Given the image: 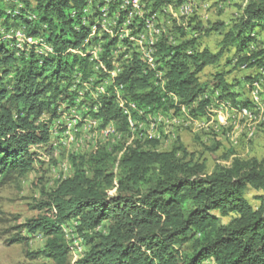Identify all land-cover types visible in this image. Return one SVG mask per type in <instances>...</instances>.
Instances as JSON below:
<instances>
[{"label":"trees","instance_id":"trees-1","mask_svg":"<svg viewBox=\"0 0 264 264\" xmlns=\"http://www.w3.org/2000/svg\"><path fill=\"white\" fill-rule=\"evenodd\" d=\"M182 1L142 0L145 17L158 13L161 20L168 6ZM99 4L0 0V189L31 171L43 147L54 148V127L75 107L104 128L115 123L123 132L147 116L186 110L192 119H201L211 118L213 106L221 103L237 111L256 107L252 100H238L240 93L233 89L240 83L227 74L254 69L243 80L251 89L260 82L264 0H250L230 23H212L208 29L190 19L175 25L171 34L162 32L154 45L153 69L134 50L106 90L93 98L82 94L85 83L95 88L109 77L113 50L121 42L130 46L129 38L105 34L99 60L108 68L95 71L85 41L92 32L89 10L98 11ZM114 8L110 4V12ZM130 9L119 7V26ZM85 17L90 22L84 23ZM145 17L135 16L128 24L133 34L143 29ZM14 27L21 28L24 40L5 38L4 32ZM212 32L221 37L216 50L202 40ZM127 54L121 52L119 59ZM211 65L222 70L204 80ZM231 65L232 70H225ZM62 124L57 125L59 137L67 131ZM158 144L154 138L136 140L115 152L101 147L81 158L74 174L41 204L50 214L24 226L48 238L45 249L34 254L68 264L75 246L63 234L73 221L87 246L77 264H264V194L256 196L258 206L246 197L249 186L264 193V161L235 156L230 165H217L209 173L206 162L187 158L185 146L161 151ZM24 240L17 236L14 242Z\"/></svg>","mask_w":264,"mask_h":264},{"label":"rangeland","instance_id":"rangeland-1","mask_svg":"<svg viewBox=\"0 0 264 264\" xmlns=\"http://www.w3.org/2000/svg\"><path fill=\"white\" fill-rule=\"evenodd\" d=\"M249 1L183 0L178 5L168 6L160 20L158 13L145 17L146 11L142 0H99V10H94L91 17L92 25H95L92 29L97 30L98 38H103L105 34L110 36L118 34L120 38H129L130 43L129 46L121 42L118 48L113 50V61H119L116 74L110 72L109 77L100 84H105L106 90L112 79L121 72L123 61L128 62L134 50L153 69L156 66L153 62L154 45L162 32L171 34L175 30V25H185L190 19L202 22L208 29L211 28L212 23H230ZM110 4L115 6L111 12ZM126 5L131 6V12L127 15L130 20L119 26V7L124 8ZM135 16L145 17V25L137 34H133L128 28V24L134 20ZM105 17L106 20L102 19ZM172 25L173 29H171ZM118 28H120L119 31ZM4 34L7 36L5 38L12 43L16 42V39L22 41L24 36L21 28L18 27H14L9 32L5 31ZM189 34L196 33L189 31ZM220 38L219 33L212 32L211 35H204L202 40L216 50ZM260 38H264V32L260 33ZM93 43L99 44L100 41ZM95 44L92 45L95 46ZM125 49L128 54L120 60V53L126 52ZM87 54L90 53L87 52ZM96 58V62L93 61L94 65L105 67V64L98 59L99 56ZM232 68L233 65L225 70L230 71ZM103 69L105 68H98L95 71L100 73ZM217 70L222 68L215 65L208 66L202 78L206 80ZM96 72L95 78H97ZM255 73L254 69L242 68L227 74L230 81L240 83L233 89L240 93L238 100L249 99L256 103V107L251 113L248 111V114L243 110L237 111L230 103L227 105L221 103L219 107L213 106L214 115L211 118L192 119L186 110L178 115L170 112L168 115L147 116L144 120L136 119L137 121L132 122L134 126L131 124L127 132L120 131L115 123H111L112 134H106L104 132L106 129L99 120L84 117L76 107L71 113H66L61 121L66 125L67 134L63 133L59 137L55 133L51 143L54 148L51 149L52 147L48 145L43 147L41 157L31 171L24 177H15L0 189V264H55L52 258L34 254L36 251L45 249L48 238L40 232H29L24 226L35 218L50 214L45 208L44 210L40 208L41 204L49 200L52 190L63 179L74 174V169L80 167L81 158L88 157L98 148L102 147L109 152H115L117 148L136 140L144 142L152 138L159 140L158 150L161 151L172 150L181 144L185 146L188 159L206 162L209 173L213 172L217 165H230L235 156L244 159L255 157L264 161V73H261L260 82L255 83L253 89L249 86V82L243 80L246 75ZM100 84L92 88L90 83H85L84 91L81 92L82 94L89 92L93 98H97L101 92ZM56 130L58 127H54L53 134ZM179 154L183 156L182 151ZM260 194L264 193L250 186L247 187L246 197L253 206L260 204L256 199V196ZM229 220L230 217L223 218L225 223ZM76 226L77 223L73 221L67 223L63 234V239L73 244L76 249L71 251L68 264H77L87 250L84 240L77 234ZM17 236L25 237L26 240L23 243H15Z\"/></svg>","mask_w":264,"mask_h":264},{"label":"bare ground","instance_id":"bare-ground-1","mask_svg":"<svg viewBox=\"0 0 264 264\" xmlns=\"http://www.w3.org/2000/svg\"><path fill=\"white\" fill-rule=\"evenodd\" d=\"M135 1V0H134ZM104 13V12H103ZM90 14H93V9H91V10H89V15ZM99 19H100V17H99ZM88 22H90L89 20H88V18L86 19V17L84 18V23H88ZM96 23V22H95ZM93 24V23H92ZM93 26H95V25H92V28H93ZM100 29V28H99ZM96 37H98L97 36V30H93L92 29V32H91V34L89 35V38H87L86 39V41H85V45H86V47H85V49L88 51V53H90L89 54V56H90V61H95L96 62V60H95V58L97 57L98 58V54H101L103 51H96V49L97 48H99L100 47V43L99 44H95V43H93L94 41H95V38ZM29 41H33V39L32 38H29ZM92 44H95V46L94 45H92ZM91 47H94V48H91ZM98 55V56H97ZM96 58V59H97ZM99 59V58H98ZM98 61V60H97ZM96 65H98V64H96ZM94 76H95V74H93ZM81 78V77H80ZM79 78V79H80ZM93 78H95V77H93ZM90 81H92V80H90ZM111 81V80H110ZM105 85V84H104ZM103 85V89H101V87L99 88V91H101V92H99V94L100 93H102V92H104L105 91V89H104V86ZM131 108L132 109H135L136 108V106H135V104H132L131 105ZM243 111L246 113V114H248L249 112L251 113L252 112V110H249L248 108H244L243 109ZM249 111V112H248ZM142 112V111H141ZM126 114H129V111H126L125 112ZM140 116H141V114H139ZM158 117V116H157ZM77 120V119H76ZM136 120H134V122H135ZM59 122H61V121H58V123ZM58 125V124H57ZM57 125H56V127H57ZM96 125V124H95ZM133 126H134V123H133ZM115 127V126H114ZM105 131L104 132H106V134H109V133H111V131H112V129H111V127H110V125H109V127H105ZM71 130H73V129H71ZM64 133V132H63ZM65 133H66V131H65ZM72 133V132H71ZM67 134V133H66ZM112 134V133H111ZM68 135H69V133H68ZM72 136V135H71ZM71 230V229H70ZM76 237V236H75ZM78 238V237H77ZM80 241V240H79ZM76 243H77V240L75 241ZM72 245V244H71ZM74 247V246H73ZM74 249H75V247H74ZM76 250V249H75ZM79 253V252H78ZM80 254V253H79Z\"/></svg>","mask_w":264,"mask_h":264},{"label":"built area","instance_id":"built-area-1","mask_svg":"<svg viewBox=\"0 0 264 264\" xmlns=\"http://www.w3.org/2000/svg\"><path fill=\"white\" fill-rule=\"evenodd\" d=\"M91 19H92V18H91ZM102 19H105V20H106V17H105V18H102ZM128 20H130V19H129V16L126 17L125 21L128 22ZM21 31H22V30H21ZM143 31H145V30H143ZM104 43H105V42L101 41V39H100V47L97 48L96 51H103V52H105ZM125 51H126V49H125ZM126 52H127V51H126ZM110 58L112 59V56H110ZM112 62H113L114 68L111 70V74H116V66L119 65V61H118V62H117V61H112ZM94 68H95V69H98V68H105V69H107L108 67H107V66H106V67H96V66L94 65ZM158 75H160V73H158ZM100 85H101V89H103V84H100ZM58 121H61V120H58ZM107 127H109V125H108Z\"/></svg>","mask_w":264,"mask_h":264},{"label":"clouds","instance_id":"clouds-1","mask_svg":"<svg viewBox=\"0 0 264 264\" xmlns=\"http://www.w3.org/2000/svg\"><path fill=\"white\" fill-rule=\"evenodd\" d=\"M57 127H58V126H57ZM57 127H56V128H57ZM55 133H56V135L58 134L57 130H56V132H55ZM73 223H76V222H73ZM77 234H78V233H77ZM69 245H71V244H69ZM71 251H72V250H71Z\"/></svg>","mask_w":264,"mask_h":264},{"label":"crops","instance_id":"crops-1","mask_svg":"<svg viewBox=\"0 0 264 264\" xmlns=\"http://www.w3.org/2000/svg\"><path fill=\"white\" fill-rule=\"evenodd\" d=\"M261 39H264V38H261Z\"/></svg>","mask_w":264,"mask_h":264}]
</instances>
